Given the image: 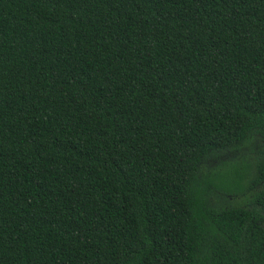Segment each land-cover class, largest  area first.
Segmentation results:
<instances>
[{
  "label": "trees",
  "instance_id": "obj_1",
  "mask_svg": "<svg viewBox=\"0 0 264 264\" xmlns=\"http://www.w3.org/2000/svg\"><path fill=\"white\" fill-rule=\"evenodd\" d=\"M0 264H264V0H0Z\"/></svg>",
  "mask_w": 264,
  "mask_h": 264
},
{
  "label": "rangeland",
  "instance_id": "obj_2",
  "mask_svg": "<svg viewBox=\"0 0 264 264\" xmlns=\"http://www.w3.org/2000/svg\"><path fill=\"white\" fill-rule=\"evenodd\" d=\"M238 158H239V154L236 153L235 151L226 152V153H222V154H219L216 156H212L208 160V164L205 166L206 168L204 170V173L208 176L207 178H210V177L212 178L215 176V179L217 178V180H214V181L218 182V183L220 182L221 187L226 183L231 184V182H232L231 177L225 179V175H223L221 178H219L218 173L220 171H227L228 166H231L233 164H237L238 161L240 160ZM207 182H209V181L207 180ZM209 185H210V183H209ZM211 189H213V188H211Z\"/></svg>",
  "mask_w": 264,
  "mask_h": 264
}]
</instances>
